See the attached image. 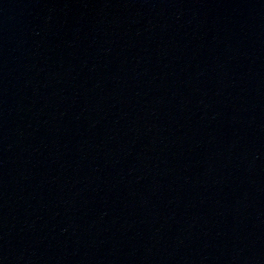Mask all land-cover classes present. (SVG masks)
<instances>
[{
  "label": "water",
  "instance_id": "1",
  "mask_svg": "<svg viewBox=\"0 0 264 264\" xmlns=\"http://www.w3.org/2000/svg\"><path fill=\"white\" fill-rule=\"evenodd\" d=\"M0 264H264V0H0Z\"/></svg>",
  "mask_w": 264,
  "mask_h": 264
}]
</instances>
